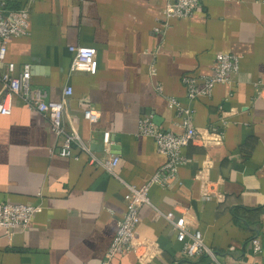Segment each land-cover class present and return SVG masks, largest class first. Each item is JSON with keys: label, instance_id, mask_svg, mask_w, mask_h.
<instances>
[{"label": "crops", "instance_id": "obj_1", "mask_svg": "<svg viewBox=\"0 0 264 264\" xmlns=\"http://www.w3.org/2000/svg\"><path fill=\"white\" fill-rule=\"evenodd\" d=\"M172 1L35 0L30 7L28 34L6 44L0 75L8 63L15 74L29 65L30 86L51 101L71 87L64 130L75 129L98 159L119 162L110 175L76 146L60 156L62 137L12 95L10 114L0 115V204L42 210L11 238L0 229V264H100L124 213L126 185L141 187L165 162L153 140L137 135L139 119L181 131L170 97L194 111L197 139L182 149L186 162L170 187L152 186L151 206L140 208L135 235L144 259L125 253L115 264H264V0H200L192 18L171 19L156 34ZM77 46L95 48L94 75L68 72V48ZM218 53L237 56V72L209 97L190 100L181 77L210 75ZM85 109L100 113L96 124L83 120ZM160 213L184 217L214 260L185 258Z\"/></svg>", "mask_w": 264, "mask_h": 264}, {"label": "built area", "instance_id": "obj_2", "mask_svg": "<svg viewBox=\"0 0 264 264\" xmlns=\"http://www.w3.org/2000/svg\"><path fill=\"white\" fill-rule=\"evenodd\" d=\"M35 0H0V63L5 59L6 44L16 38L25 37L29 30V10ZM200 0H173L167 3L162 10L161 25L154 30L156 34L167 29L168 21L171 19L192 18ZM14 6V7H12ZM69 52L72 59L68 68L70 74L84 73L94 75L97 70L96 50L92 47H70ZM238 69V57L230 53H218L215 55L211 73L200 79L191 75H183V84L186 95L190 100L201 97H209L212 88L217 84H228L230 77ZM1 100L0 115L10 114V103L8 99L15 95L19 97L28 109H31L47 120L51 132L56 137H62L59 147V155L68 157L72 147L86 153L89 156V164L101 168L110 175H115V169L119 162L117 156H107L98 159L80 139L77 131L71 129L66 132L63 127V114L66 105V97L72 94L71 87H65L62 91L60 101L46 99V92L40 88L30 86V67L22 66L20 72L15 74L13 63L6 65V71L0 75ZM169 108L175 112L179 133L164 131L159 129L152 121L151 116L139 119L137 135L153 140L155 151L165 157V162L157 168L149 180L141 187L135 188L126 185L128 198L122 218L117 222L115 235L110 241L100 264H115L118 256L125 253L134 254L139 260L141 249H145V244L136 240L135 228L139 222V211L142 206H151L148 199V191L152 186L169 188L173 180L176 179L177 170L180 165L186 162L181 155L183 148L187 147L197 139V131L193 127L194 111L181 107L175 98H168ZM83 120L90 124H96L100 118V113L94 109L82 111ZM101 142L103 151L108 154V147L111 145L108 132L102 133ZM204 194V198L208 199ZM42 210L40 205L14 204L4 202L0 204V229L6 238H11L14 232L25 230L33 216ZM161 216L168 222L170 229L175 233L176 241L181 244L182 255L187 259H196L203 255L214 260V255L203 243L202 235L198 230H191L185 222L184 217L172 218V214L166 213ZM253 254L260 252V244L257 238L251 240ZM252 264H257L253 262Z\"/></svg>", "mask_w": 264, "mask_h": 264}]
</instances>
